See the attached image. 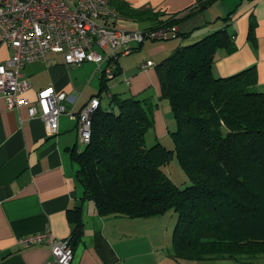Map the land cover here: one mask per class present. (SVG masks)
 <instances>
[{"label":"trees","instance_id":"obj_1","mask_svg":"<svg viewBox=\"0 0 264 264\" xmlns=\"http://www.w3.org/2000/svg\"><path fill=\"white\" fill-rule=\"evenodd\" d=\"M111 3L119 15L156 21L150 27L177 25L172 15L124 0ZM232 44L228 30L217 29L157 64L160 96L170 100L178 121L174 150L160 142L146 145L153 125L145 107L149 98L111 92L106 97L119 112L102 110L111 80L102 74L91 141L72 152L82 198L93 200L99 214L150 218L176 211L173 246L186 258L264 255V92L252 89L258 82L255 66L230 76L214 74L218 50ZM174 153L191 181L186 188L162 168ZM68 215L74 251L84 234L81 207Z\"/></svg>","mask_w":264,"mask_h":264},{"label":"crops","instance_id":"obj_2","mask_svg":"<svg viewBox=\"0 0 264 264\" xmlns=\"http://www.w3.org/2000/svg\"><path fill=\"white\" fill-rule=\"evenodd\" d=\"M124 1L134 8L172 15L178 20L179 34L165 40H146L121 55L119 74L109 81L110 92L125 84L130 91L127 97L141 96L152 85L160 95L157 64L179 47L223 28L232 35L233 44L218 50L214 74L230 76L255 66L258 82L252 89L264 92V0H229L225 7L222 2L227 0ZM155 22L123 14L116 19L118 27L128 30L145 29ZM10 56L11 49L2 42L0 32V59ZM148 61L153 64L146 65ZM22 72L29 82L22 95L31 103L38 104V91L52 88L65 91L67 106L76 112L99 93L103 74L94 61L67 65L64 55L55 51L44 60L27 63ZM79 143L78 121L68 114L60 116L58 134L50 136L43 119L31 117L27 105L9 108L0 95V264L51 261L53 255L47 243L27 244L20 239L47 228L58 238L70 237L73 225L68 213L77 206L82 210L84 234L74 245L71 264H264V255L182 257L176 254L173 240L166 244L145 231L148 221L158 216L99 214L95 203L91 205L82 198V186L76 178L78 165L72 152L76 147L82 150Z\"/></svg>","mask_w":264,"mask_h":264},{"label":"built area","instance_id":"obj_3","mask_svg":"<svg viewBox=\"0 0 264 264\" xmlns=\"http://www.w3.org/2000/svg\"><path fill=\"white\" fill-rule=\"evenodd\" d=\"M112 0H0L1 40L11 49V56L0 59V95L9 108L28 106L31 117L45 122L47 134L59 131V118L68 114L79 125L80 143L86 146L92 137L93 115L100 106L101 96H93L78 112L66 104L65 91L52 88L38 91L37 103L22 93L29 87L23 78L24 66L44 60L50 51L62 53L67 65L94 61L109 79H114L120 55L128 54L136 44L146 40L175 37L177 25L128 30L116 25L118 10ZM104 64V65H103ZM148 61L146 65H152ZM145 65V66H146ZM125 82L130 80L125 78ZM110 96L111 92H103ZM27 244L47 243L53 259L47 264H71L74 251L69 238H58L49 228L24 236Z\"/></svg>","mask_w":264,"mask_h":264},{"label":"rangeland","instance_id":"obj_4","mask_svg":"<svg viewBox=\"0 0 264 264\" xmlns=\"http://www.w3.org/2000/svg\"><path fill=\"white\" fill-rule=\"evenodd\" d=\"M228 1L229 0L225 2L223 1L222 6L225 7L224 5H226ZM147 90V94L141 96L138 95L140 99L149 98L148 100H150V104H145V107L148 111L150 119L153 121V125H151L145 133L146 145L147 147H153L155 144L160 142L167 149L174 150L175 142L173 138V132L178 130V121L171 102L169 99L162 98L160 95H158L154 86H149ZM113 91L118 92L123 98L130 94V91L127 89L125 84L122 85L121 88H114ZM102 95L104 97L102 100V110H112L115 113H118V105H111L105 93ZM161 122L163 125L161 124L160 127ZM164 133L165 135H163ZM83 147L84 146L79 143V148L83 149ZM162 168L180 187L186 188L191 184V181L181 166L176 153L173 154L170 161L164 164ZM88 201L91 203V205H94L93 200H87V203ZM152 219L154 220L148 221L147 229L145 231H147L156 239L164 241L166 244H170L172 242L173 231L177 223L178 213L174 210H171L170 212L164 214V216H158Z\"/></svg>","mask_w":264,"mask_h":264}]
</instances>
